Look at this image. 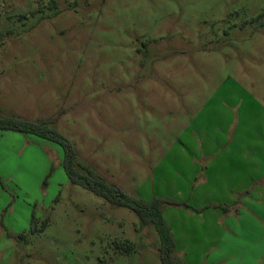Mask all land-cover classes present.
Listing matches in <instances>:
<instances>
[{
	"label": "rangeland",
	"instance_id": "obj_1",
	"mask_svg": "<svg viewBox=\"0 0 264 264\" xmlns=\"http://www.w3.org/2000/svg\"><path fill=\"white\" fill-rule=\"evenodd\" d=\"M262 13L264 0H0V117L49 121L81 165L147 201L187 132L264 113ZM62 158L0 130V264H161L154 226L72 184Z\"/></svg>",
	"mask_w": 264,
	"mask_h": 264
},
{
	"label": "crops",
	"instance_id": "obj_2",
	"mask_svg": "<svg viewBox=\"0 0 264 264\" xmlns=\"http://www.w3.org/2000/svg\"><path fill=\"white\" fill-rule=\"evenodd\" d=\"M255 114L232 131L215 119L220 133L209 124L185 132L155 169L147 201L178 203L164 204L163 216L186 264H264V113ZM225 116L232 118L214 115Z\"/></svg>",
	"mask_w": 264,
	"mask_h": 264
},
{
	"label": "trees",
	"instance_id": "obj_3",
	"mask_svg": "<svg viewBox=\"0 0 264 264\" xmlns=\"http://www.w3.org/2000/svg\"><path fill=\"white\" fill-rule=\"evenodd\" d=\"M263 17L264 13L257 19ZM0 130L32 135L60 146L63 151L62 166L72 184L82 187L110 204L129 209L139 217L143 225H153L160 240L158 250L161 264H186L176 254L174 237L163 216V205L166 203L178 205L177 202L157 197L146 201L109 183L92 167L79 163L74 143L47 120L31 121L20 117H0ZM47 225L48 221L39 231L38 221L33 216L31 233L42 232ZM115 244L123 255H129L136 249V243L133 240L116 241Z\"/></svg>",
	"mask_w": 264,
	"mask_h": 264
}]
</instances>
